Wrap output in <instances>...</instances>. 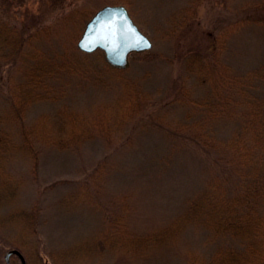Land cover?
Masks as SVG:
<instances>
[{
    "label": "rangeland",
    "instance_id": "rangeland-1",
    "mask_svg": "<svg viewBox=\"0 0 264 264\" xmlns=\"http://www.w3.org/2000/svg\"><path fill=\"white\" fill-rule=\"evenodd\" d=\"M106 4L123 5L151 46L130 52L126 66H114L121 69L116 75L98 66L70 72L66 67L79 50L85 22ZM240 14H248L245 21L225 29ZM0 16L26 25V31L42 27L32 45L55 63L46 92L23 110V125L60 110L83 118L98 112L105 121L116 103L126 114L117 127L108 123V142L93 137L63 149L38 144L34 168L27 157L8 158L2 174L21 180L17 202L36 213L34 234L26 237V264H195L224 246L241 245L194 223L163 240L152 237L166 233L163 227L212 180V144L227 139L234 127L231 102L225 116L220 112L219 91L234 95L243 83L251 96L264 98V0H0ZM19 67L0 61L5 132L2 110L12 103ZM97 74L102 81L94 80ZM127 87L146 94L137 111L128 112L129 98L120 100ZM192 136L204 138V147ZM14 230L0 231V264L20 240ZM91 238L101 242L80 255L76 243ZM11 262L20 264L14 256Z\"/></svg>",
    "mask_w": 264,
    "mask_h": 264
},
{
    "label": "trees",
    "instance_id": "trees-1",
    "mask_svg": "<svg viewBox=\"0 0 264 264\" xmlns=\"http://www.w3.org/2000/svg\"><path fill=\"white\" fill-rule=\"evenodd\" d=\"M247 15L240 14L235 20H230L225 29L235 27V23L239 21H245ZM26 28L24 24L17 27L8 17L0 16V61L3 59L12 66L18 63L21 75L19 84L13 90L12 103L9 108L2 110L1 121L7 122L8 131L0 129V208H6L4 213H0V231L15 228V234L20 240L13 248L24 256L27 255L28 248L26 237L34 234L36 213L33 206L26 208L17 202L21 180L13 179L9 173L2 174L8 158L12 155L27 157L34 168L38 144L63 149L93 137H101L108 142L112 135L108 123L117 127L118 121L126 116L125 106L116 103L114 112H107L105 121L99 117L101 115H97L98 112L83 118L73 111L60 110L49 116L50 119L46 116V120H38L32 126L23 125L19 120L23 110L31 101L40 98L42 92H46V79L55 73V63L50 56L38 52L32 45L42 27L32 28L31 31H26ZM74 52L66 67L70 72L85 73L90 67L96 66L114 72L115 75L121 70L110 65L99 49L89 55L77 49ZM194 52L192 51L191 62L195 58ZM62 63L64 69L65 61ZM94 80L102 81L99 74L95 75ZM239 85V91L234 92V95H224L220 91L218 93L221 104L219 109L224 116L227 105L231 102L228 116L233 120L230 121L234 127L229 131L227 139L221 143H213V150H208L216 154L212 160L211 182L188 201L183 213L163 227L166 233L159 234L158 239L152 237L153 240H163L169 233L194 223L217 236L241 242L239 247L233 244L224 246L211 258L197 260L195 264H264V98L251 96L252 92L246 91L243 83ZM134 89L124 88L120 98L123 102L130 99L127 103L128 112L139 110L143 96L146 95L141 94L144 91L140 90L133 92ZM233 107L238 110L233 111ZM213 115L216 116V113ZM44 117L45 115L41 119ZM192 138L194 143L204 147V138ZM214 167L216 172H213ZM229 178L234 182L230 187L225 183ZM99 242V238H91L86 244L79 241L76 244L80 246L75 249L82 255L86 250L95 248ZM66 250L68 249L63 252ZM190 261L193 262V258Z\"/></svg>",
    "mask_w": 264,
    "mask_h": 264
},
{
    "label": "water",
    "instance_id": "water-1",
    "mask_svg": "<svg viewBox=\"0 0 264 264\" xmlns=\"http://www.w3.org/2000/svg\"><path fill=\"white\" fill-rule=\"evenodd\" d=\"M76 46L84 52L100 49L109 64L124 67L127 65L130 52L146 49L151 46V42L138 29L123 5L106 4L97 9L85 22ZM10 254L22 258L18 249L9 248L3 255L6 264H9Z\"/></svg>",
    "mask_w": 264,
    "mask_h": 264
},
{
    "label": "flooded vegetation",
    "instance_id": "flooded-vegetation-1",
    "mask_svg": "<svg viewBox=\"0 0 264 264\" xmlns=\"http://www.w3.org/2000/svg\"><path fill=\"white\" fill-rule=\"evenodd\" d=\"M20 253L22 254V258L20 256L16 255V254H10L9 257H8L9 264H13L11 262L12 256H14L15 258H17V260L19 261L20 264H22V259L24 261V264H26L25 256L23 255L22 252H20ZM5 264H6V262H5Z\"/></svg>",
    "mask_w": 264,
    "mask_h": 264
}]
</instances>
